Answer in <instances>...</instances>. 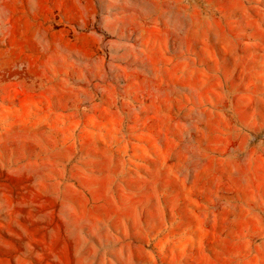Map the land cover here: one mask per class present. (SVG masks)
I'll return each instance as SVG.
<instances>
[{
    "label": "rangeland",
    "instance_id": "obj_1",
    "mask_svg": "<svg viewBox=\"0 0 264 264\" xmlns=\"http://www.w3.org/2000/svg\"><path fill=\"white\" fill-rule=\"evenodd\" d=\"M0 264H264V0H0Z\"/></svg>",
    "mask_w": 264,
    "mask_h": 264
}]
</instances>
